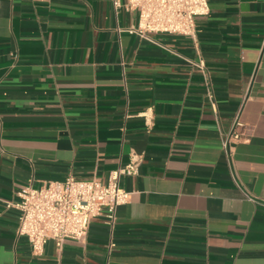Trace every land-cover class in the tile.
Masks as SVG:
<instances>
[{
  "label": "crops",
  "instance_id": "1",
  "mask_svg": "<svg viewBox=\"0 0 264 264\" xmlns=\"http://www.w3.org/2000/svg\"><path fill=\"white\" fill-rule=\"evenodd\" d=\"M209 3L194 41L131 33L137 12L112 0H0V264H264V0ZM238 113L236 182L222 134ZM133 152L115 226L33 254L5 203L20 186L107 183Z\"/></svg>",
  "mask_w": 264,
  "mask_h": 264
},
{
  "label": "built area",
  "instance_id": "2",
  "mask_svg": "<svg viewBox=\"0 0 264 264\" xmlns=\"http://www.w3.org/2000/svg\"><path fill=\"white\" fill-rule=\"evenodd\" d=\"M116 14L121 10L138 14V24L127 30L149 38L150 33L178 34L198 37V19L210 14L209 0H112ZM204 76L208 99L216 113L218 106L208 68L202 59L193 61ZM247 136V126L238 113L230 131L222 134L224 151L230 172L237 182L235 147ZM143 155L133 152L129 163L111 170L107 183L94 177L77 179L70 175L64 180H48L41 186L21 185L18 200H7L6 206L19 211L18 236L26 237L35 255L44 252L46 243L54 240L59 248L68 241L86 242L94 218L103 217L111 227L118 208L130 202L132 191L121 184L124 176L139 173Z\"/></svg>",
  "mask_w": 264,
  "mask_h": 264
}]
</instances>
